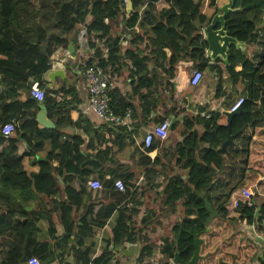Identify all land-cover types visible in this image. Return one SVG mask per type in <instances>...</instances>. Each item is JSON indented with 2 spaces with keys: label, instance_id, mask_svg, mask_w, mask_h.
I'll list each match as a JSON object with an SVG mask.
<instances>
[{
  "label": "crops",
  "instance_id": "1",
  "mask_svg": "<svg viewBox=\"0 0 264 264\" xmlns=\"http://www.w3.org/2000/svg\"><path fill=\"white\" fill-rule=\"evenodd\" d=\"M130 2L132 4V0ZM228 2L229 0H191V3L197 6V13L190 20L193 30L183 33L180 31V22H183V18L179 16L180 7L177 8L172 1L143 0L135 7L132 4L136 19L130 24L132 11H127L126 0H121L122 11L115 19L108 20L110 33L97 43L99 54L93 48L84 51L81 42L83 39L88 40V36L83 31L84 26L79 25L75 42H68L74 45L75 56L65 65L66 77H57L50 83L43 81L45 87L42 88L51 92L50 94L63 104L61 113L50 115L44 102L37 99L35 108L24 110V119H35L38 106H42L54 125L52 128L56 127L57 121L63 119V124L59 127V141L73 143L80 154L90 159H83V169L89 171L86 175L78 177L61 170L57 180L58 190L54 196L60 205L54 210L53 203H48L47 208L52 211L59 239L63 231L60 218L62 202H66V207H71L74 214L75 231L72 241L67 245L58 242L55 246L56 264H94V255L107 244L110 254L105 258L110 256V259L104 264H148L150 261L176 264L172 261L174 253L177 252L174 248L173 230L174 225L184 217L185 207L182 204L183 199L172 198L175 189L185 188L186 166L190 161H200L209 148L207 143L198 140L205 132L203 118L212 113L229 112L235 100L240 96H247L248 86L254 84L248 74L233 81L225 70L227 58L225 61L220 56L212 59L207 48H204V68L200 69L202 61L193 55L194 42L190 40L197 33L203 38L202 30L205 25L215 13H221L220 8ZM231 2L232 12L242 11L241 2ZM180 4L186 6L183 2L179 3V6ZM168 7L173 8V16H167ZM251 12V20L258 29V36L252 42L235 37L240 44L230 43L226 57L230 46L233 45L236 51L250 57L254 68L264 70V7ZM166 23L168 30L165 31L162 26ZM225 23L228 31L227 17ZM90 41H94V36ZM131 54L133 56H130ZM57 57L69 58L67 47L52 52L49 62ZM89 58L98 63L100 59L106 60L104 69L110 76V93L123 107V112L126 109L130 111L126 124L111 126L93 113L82 112V106L87 100V91L81 63L87 62ZM242 68L241 61L234 70L238 72ZM194 69L202 72V78L197 85L190 84ZM33 81L32 78L28 79V87ZM70 86L74 87L76 98L62 92L63 87L68 89ZM0 94L7 102L16 99L24 102L29 97L33 98L29 88L22 90L13 85L8 86L1 77ZM164 118L171 122L167 136L164 139L155 138L149 148H144L145 133ZM263 118L257 108L253 107V119L260 121ZM20 122L17 121V128ZM31 127L34 131L31 147H28L21 136L26 131H18L16 128L9 137L16 139L17 151L5 159L11 162L16 170L23 169L27 173L37 172V162L43 160L51 149L52 128H46L38 122ZM252 132V125H245L242 132L235 135L233 143L228 144L222 153L225 161L222 170L211 173L212 184L207 196L214 208L221 202L220 194L223 198L229 197L228 206L226 205L229 216L237 215L230 200V193L237 188L231 191L232 184L225 185L226 180L233 181L235 172L238 176L236 180L241 178L243 181L241 186L250 185L247 183L260 178L245 168L247 142ZM188 135L193 138L186 142L184 139ZM74 141L77 143L74 144ZM8 144L7 140L0 143V159L4 157L3 153ZM106 149L107 156L103 154ZM61 155L62 152L55 151L54 165L59 162ZM226 166L228 168H225ZM126 177H129L134 187L128 193L119 192L113 182L109 181ZM91 178L99 179L102 188L91 189L87 185ZM69 182L73 189L72 195L65 189ZM70 195L75 197L73 204L67 199ZM119 222H125L131 230L133 240H124L113 245L109 242L112 237L110 229L118 226L116 224ZM39 226L42 233L46 234L49 221L41 220ZM263 226L262 222L237 225V228L253 239L259 248L260 253L252 264L264 261V231L259 232ZM27 263L39 264L34 258L28 259Z\"/></svg>",
  "mask_w": 264,
  "mask_h": 264
},
{
  "label": "trees",
  "instance_id": "2",
  "mask_svg": "<svg viewBox=\"0 0 264 264\" xmlns=\"http://www.w3.org/2000/svg\"><path fill=\"white\" fill-rule=\"evenodd\" d=\"M142 1L132 0V4L135 7ZM166 1H172L176 7L178 6L177 8L180 7L179 16L183 18V22H180L182 24L180 31L190 33L193 30L190 20L197 13L196 4H192L191 0ZM120 2L121 0H0V77L8 86L13 85L18 89H28L29 78L38 81L44 88L42 75L50 66L49 59L52 52L58 48L66 49L70 40L75 42L79 25L84 26L89 47L99 54L97 43L110 33L111 26L108 20L115 19L122 11ZM182 2L186 6L181 4L179 6ZM237 2L243 4V9L231 12L227 16L228 32L239 40L252 42L258 36V29L251 20L253 14L250 13L252 10L262 9L264 0H237ZM166 12L168 17L174 15L172 7H168ZM130 14L129 21L133 24L136 12L132 11ZM162 28L168 30L167 23L163 24ZM92 36H94L93 42L90 41ZM190 42H194L193 55L201 59L200 69H202L206 66V59L203 57L206 42L198 33ZM92 60V58L87 59V64ZM241 61L243 69L237 72L234 67ZM99 64L104 68L107 62L100 59ZM225 70L233 81L246 74L253 80L254 84L249 87V95L244 96L245 100L239 112L231 119L230 129L231 133H235L247 124L252 125L253 132L247 142L245 168L264 177V128L255 126L253 119V107H256L264 117V77L253 74L256 68L250 63V57L236 51L233 45L230 46ZM218 72L220 73V70ZM62 92L75 98L77 96L72 86L68 89L63 87ZM50 93L44 90L42 101L50 115L59 114L63 104ZM110 96L115 111L123 112V107L115 101L113 94L110 93ZM36 105L37 100L31 97L24 102L18 99L7 102L0 94V125L12 119L19 122L24 120L20 122L17 130L26 131L21 136L28 147H31L34 134L31 126L37 125V121L34 118L24 119V110L35 108ZM203 120L205 132L198 140L207 143L209 148L200 161H190L186 166L187 181L184 190L175 189L176 185L174 188L175 195L172 200L183 199L182 204L185 207L184 217L174 225V248L183 261H188L193 254L194 235L197 234L202 242L199 249L200 257L196 264H252L260 253L259 248L253 239L237 228V225L242 221L247 224L253 222L264 224V197H261L260 201L254 198L252 205L241 202L235 209L237 214L235 216H229L224 205L216 206L219 215L213 217L208 228L205 227L204 222L209 213L200 195L205 193L208 197L207 191L212 184L211 173L221 171L225 164L222 153L217 152V147L226 139L227 117L225 113L217 112ZM57 123L51 130V149L43 160L37 162V172L27 173L23 169L16 170L11 162L5 160L16 153V139L4 137L0 133V143L6 140L9 143L3 153L4 157L0 159V264H28L30 258L36 259L39 264H56L55 246L59 244L58 242L67 245L72 241L75 225L71 207H66L67 203L62 202L61 239L53 223L52 211L47 207L49 202L53 203L54 210L60 205L54 196L58 190L57 180L61 170L73 176L86 175L89 171L83 169L85 168L83 159H90L80 154L73 143L59 141L61 134L59 127L63 124V119ZM191 138L193 136L188 135L184 140L189 142ZM76 143L74 141V144ZM57 150L62 152V155L59 162L54 165L53 158ZM103 154L107 156L108 150H103ZM18 160L20 161L21 157ZM122 180L127 193L134 189L129 177ZM109 181L112 183L113 179ZM69 184L70 182L65 189L72 195L73 189ZM71 195L67 199L73 204L75 197ZM208 199L211 201L209 197ZM44 219L49 221L46 234L42 233L39 226L40 221ZM124 223L119 222L116 224L118 226L110 229L112 237L109 242L113 245L124 240H133L131 230ZM262 231L264 226L259 230ZM78 242L81 244V239ZM107 249L108 244L104 249L96 252L92 260L94 264H104L109 261L110 256L105 258L110 254ZM259 264H264V261Z\"/></svg>",
  "mask_w": 264,
  "mask_h": 264
},
{
  "label": "built area",
  "instance_id": "3",
  "mask_svg": "<svg viewBox=\"0 0 264 264\" xmlns=\"http://www.w3.org/2000/svg\"><path fill=\"white\" fill-rule=\"evenodd\" d=\"M85 32V29L83 30ZM85 38V37H84ZM87 39H83L81 42L82 47L87 51L91 50L88 43H85ZM88 41V40H87ZM83 68V76L86 83V91H87V100L84 102L82 106L83 113H93L98 118L102 120V122L107 123L111 126H120L126 124L127 120L130 118V111L126 109L123 113H118L111 105V96H110V76L102 68L98 61L87 64V62L81 63ZM202 78V72L199 69H194L193 73L190 77V84L197 85ZM30 95L37 99L38 101H42L44 98V89L40 86L39 82L34 80L29 86ZM245 98L243 96L238 97L235 102L229 108V111H235L244 102ZM208 117V115H206ZM17 121L12 119L6 121L2 125H0V133L4 137H9L13 134V132L17 128ZM171 126V122L168 118H164L160 122L153 125L144 135L143 138V147L149 148L154 139H164L167 136V132ZM259 182H264V177L260 176ZM87 185L91 189H100L102 188V183L97 178H91L87 181ZM113 186L116 190L121 193L126 192V187L124 181L121 178H116L113 181ZM258 196L264 197V189L259 187V183H251L247 186H240L238 189L232 191L230 193V200L235 210L241 202L246 203L247 205L253 204V199ZM244 224V221H242ZM239 222V223H242ZM255 223V222H254ZM148 264H158L157 262L150 261Z\"/></svg>",
  "mask_w": 264,
  "mask_h": 264
},
{
  "label": "water",
  "instance_id": "4",
  "mask_svg": "<svg viewBox=\"0 0 264 264\" xmlns=\"http://www.w3.org/2000/svg\"><path fill=\"white\" fill-rule=\"evenodd\" d=\"M126 10L132 11V4L130 0H126ZM232 2L229 0L228 3L223 5L220 8L221 13L217 12L215 13L210 21L205 25V27L202 30L203 38L207 45V51L209 52V57L212 59L217 58L218 56L221 57L222 60H226V52L228 50V46L230 43H234L236 45H239L240 42L233 36H231L228 31L226 30V17L228 14L232 12ZM67 49L69 51V58H63V57H57L54 61L50 63L49 68L43 73L42 80L46 83H50L51 80L60 77L64 78L66 77V70L65 65L70 61L71 57L75 56L74 52V45L68 44ZM227 61V60H226ZM240 108H238L235 111H227L224 112L227 117V123L225 124V128L227 130L226 133V139L222 141L220 147L217 148L218 153H223L226 149V146L228 144L233 143V138L237 133H241L242 129L235 133H231L230 129V122L232 117L238 113ZM36 121L41 124L42 126L46 128H52L54 125L51 122V120L47 116V111L42 106H38V110L36 111L35 115ZM203 198L204 206L206 210L208 211V217L206 218V221L204 222L205 227L208 228L210 221L213 219L214 216L219 215L216 209L212 206L211 202L209 201L208 197H206L204 194L200 195ZM201 238L198 237L197 234L194 235V251L191 256V258L188 261H183L180 258V255L178 252L174 253L173 256V263L176 264H196L199 259V249L201 245Z\"/></svg>",
  "mask_w": 264,
  "mask_h": 264
},
{
  "label": "rangeland",
  "instance_id": "5",
  "mask_svg": "<svg viewBox=\"0 0 264 264\" xmlns=\"http://www.w3.org/2000/svg\"><path fill=\"white\" fill-rule=\"evenodd\" d=\"M88 41L86 40V42L85 43H87ZM91 49V48H90ZM87 50V48L84 50V51H86ZM85 57H86V54H85ZM225 168H228V166H226ZM256 176H260V175H256ZM228 177H230V175L228 176ZM215 178V177H214ZM236 178H238V176H236V172H235V178L233 179V181H230V180H226V182H225V185H227V186H229V185H231L232 184V186H231V191L232 190H234V189H238L241 185L240 184H242L243 183V181L241 180V178H239L238 180H236ZM253 179H255V178H253ZM259 179V178H258ZM258 179L256 180V181H253V182H257V183H259V187H262L263 189H264V182H259L258 181ZM252 181H250V182H248L247 184H251V183H253ZM223 184H224V182H223ZM222 186V185H221ZM226 187V186H225ZM220 198H221V202H218L216 205H224V207L226 208V205L228 206V203H229V197H227V196H224V198L221 196V194H220ZM217 199V198H216ZM260 199H262L260 196H258L257 198H256V201H260ZM227 209V208H226ZM243 223V222H242Z\"/></svg>",
  "mask_w": 264,
  "mask_h": 264
},
{
  "label": "flooded vegetation",
  "instance_id": "6",
  "mask_svg": "<svg viewBox=\"0 0 264 264\" xmlns=\"http://www.w3.org/2000/svg\"><path fill=\"white\" fill-rule=\"evenodd\" d=\"M242 69H243V68H242ZM252 73H253V71H252ZM253 74H254V75H260L261 77H264V70H261V69H257V68H256V71H254ZM248 85H249V84H248ZM245 87L247 88V84L245 85ZM249 87H250V85L248 86V88H249ZM246 93H247V95H249L250 90L248 89ZM262 120H263V121H262ZM262 120H260V121H255V123L258 122V123L255 124V126L258 125L259 128H264V118H263Z\"/></svg>",
  "mask_w": 264,
  "mask_h": 264
}]
</instances>
